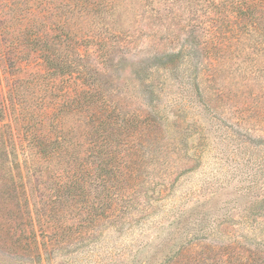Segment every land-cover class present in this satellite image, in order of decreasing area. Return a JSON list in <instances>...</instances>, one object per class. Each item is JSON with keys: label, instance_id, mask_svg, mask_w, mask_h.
I'll use <instances>...</instances> for the list:
<instances>
[{"label": "rangeland", "instance_id": "rangeland-1", "mask_svg": "<svg viewBox=\"0 0 264 264\" xmlns=\"http://www.w3.org/2000/svg\"><path fill=\"white\" fill-rule=\"evenodd\" d=\"M14 1L0 29L47 14L84 45L14 107L12 83L44 72L0 39V264H264L256 1Z\"/></svg>", "mask_w": 264, "mask_h": 264}, {"label": "trees", "instance_id": "trees-1", "mask_svg": "<svg viewBox=\"0 0 264 264\" xmlns=\"http://www.w3.org/2000/svg\"><path fill=\"white\" fill-rule=\"evenodd\" d=\"M255 1L254 4L246 6V8L248 11L256 12L258 15L262 16V13H264V0ZM20 2L21 1H14L15 10L20 8ZM24 17L26 18L27 16L25 15ZM24 17L20 18V15H12L11 19L17 21V31L0 29V39H5L3 38L5 34L10 35L15 33L17 35L12 37L15 40L18 39L16 43L11 41L5 44V46H2V48L0 46L2 50L4 49L2 55L11 61L12 67L16 68V70H18L17 72H20L22 69V63H25L24 66H26L32 59L40 60L44 73H29L26 78L16 79L12 83L9 98L14 107L16 104L23 102L21 99L17 100L16 97L24 91H28V94L31 95L32 98H35L37 94H41L38 98L44 97L42 92L46 91L47 87H44L43 84L48 79L56 80V78L60 76L63 77L61 80H66L67 78L71 79L74 74V59H81L82 54L80 48L84 45L78 42V34L74 33L71 27H66L61 20L54 18L46 22L47 14H44L40 18L28 19V22L24 24ZM3 41L4 40L0 42ZM6 41H9V39L7 40L6 38ZM24 94L25 93H23L21 97ZM74 102V100L71 101V105ZM42 104L43 99L39 101L40 109H42ZM53 107L55 109L57 105L54 104ZM48 108L49 106L45 105V109ZM57 110L61 111L60 118L66 114L58 107ZM72 113L75 114L76 112L72 111ZM45 116L42 115V118H47V113ZM60 124L61 119L58 121V125ZM37 137L34 140L39 138ZM38 143L39 142L36 144Z\"/></svg>", "mask_w": 264, "mask_h": 264}]
</instances>
